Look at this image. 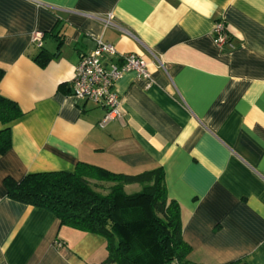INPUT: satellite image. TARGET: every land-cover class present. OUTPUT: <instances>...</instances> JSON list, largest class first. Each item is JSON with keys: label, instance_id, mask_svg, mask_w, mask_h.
<instances>
[{"label": "crops", "instance_id": "0c3cea01", "mask_svg": "<svg viewBox=\"0 0 264 264\" xmlns=\"http://www.w3.org/2000/svg\"><path fill=\"white\" fill-rule=\"evenodd\" d=\"M97 39L141 57L151 78L117 81L120 117L102 126V106L71 96ZM0 69V95L21 111L0 155V264L105 259L100 236L6 194L5 179L78 163L124 175L161 168L190 264H264V0H0Z\"/></svg>", "mask_w": 264, "mask_h": 264}, {"label": "trees", "instance_id": "16d2710c", "mask_svg": "<svg viewBox=\"0 0 264 264\" xmlns=\"http://www.w3.org/2000/svg\"><path fill=\"white\" fill-rule=\"evenodd\" d=\"M46 61L38 63L43 67ZM3 75L0 69V81ZM20 116L17 104L0 95V124L6 126L0 131V155L10 148L7 125ZM130 185L139 190L126 194ZM4 186L11 200L45 209L60 225L103 238L106 257L99 264H190L179 206L166 196L161 168L124 175L78 163L73 172L5 179Z\"/></svg>", "mask_w": 264, "mask_h": 264}, {"label": "built area", "instance_id": "2783aa9c", "mask_svg": "<svg viewBox=\"0 0 264 264\" xmlns=\"http://www.w3.org/2000/svg\"><path fill=\"white\" fill-rule=\"evenodd\" d=\"M212 39L216 46L222 48L228 43V34L223 22L217 21L212 28ZM31 41L41 47L42 34L34 32ZM133 73L147 84L151 78L145 69V62L134 54L118 55L114 47L96 40V46L85 54L74 69L71 79V96L78 100L90 101L105 109L100 126L120 117L119 99L113 88L125 74ZM169 264H178L172 261Z\"/></svg>", "mask_w": 264, "mask_h": 264}, {"label": "rangeland", "instance_id": "374dc122", "mask_svg": "<svg viewBox=\"0 0 264 264\" xmlns=\"http://www.w3.org/2000/svg\"><path fill=\"white\" fill-rule=\"evenodd\" d=\"M139 190V186L138 185H130L126 188H124V192L126 194H132L134 192H137Z\"/></svg>", "mask_w": 264, "mask_h": 264}]
</instances>
